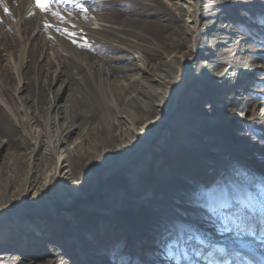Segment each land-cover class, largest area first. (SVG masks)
<instances>
[{"label":"rangeland","instance_id":"rangeland-1","mask_svg":"<svg viewBox=\"0 0 264 264\" xmlns=\"http://www.w3.org/2000/svg\"><path fill=\"white\" fill-rule=\"evenodd\" d=\"M75 3H80L87 11H79L73 0L52 5L51 10L63 16L64 22H61L48 13H41L33 0H0V114L10 115V117L0 115V180L8 184L17 179L19 183L8 190L6 184L1 186L5 197L3 206L8 204L9 198L22 201V188L31 175L32 181L37 176L38 179L42 178L48 187L51 188L53 185L52 168L43 167L41 150L39 153L31 145L39 134L42 139H46L48 101L54 98L68 104L72 94L78 90V81L90 74L89 71L94 72L97 69L107 72L109 74L107 78L110 80L123 79L125 75H130L149 83L152 81L151 75L156 72H166L168 75L176 73L178 76L181 74L179 70L184 66L190 67L187 64L176 63L173 68H167L158 61L157 68L142 73L145 69L143 54L132 48L133 42H142L129 36L128 27L121 26L123 24L121 21L136 19L138 13L144 12V7L147 6L149 13L157 8L156 16L148 19L151 21H162L167 18L171 10H174L173 3L183 4L191 9V5L184 0H143V7L132 0H75ZM5 8L8 10L7 13L4 11ZM129 9L137 10L131 12ZM214 11L217 10L207 9L205 14ZM220 11L208 20L200 18L198 27H205V23L208 29L202 36L206 41L202 43L205 46V58L194 61L197 64L199 62L207 64L206 68L210 67L208 62H216L219 71L198 73L197 66L193 68L194 73L201 74V77L199 79L195 77L193 79L195 82L188 81L194 82L192 88L174 98V107L179 106L182 110L176 112L173 122L181 121L188 127L186 129L170 127L164 130L161 137L168 138L164 141L166 147H158L159 160L155 159L154 165L146 173V179H156L154 176L162 172L160 166L163 159L173 158L168 152L178 148L181 150L182 146H186L191 160H185L186 152L178 151L177 158L174 156L178 161L176 168L169 173H163L162 178L155 180L153 184L155 187L148 194L151 198L167 200V195L165 196L162 189L164 179L166 178L167 182L179 179L184 180L185 185L178 183L177 186L169 185L172 190L177 189L185 198L190 195V197L197 195L199 198L195 199V205L183 216L177 214L172 204H159L165 207L162 208V213L170 211L172 218L166 219L164 214L163 218L166 219L164 220L162 216L156 215L157 222L149 218L150 212L147 217H137L138 214L133 208L131 214L125 215L111 211L110 219L103 221L94 220L92 214L90 216L93 220L90 221L92 233H104V236L110 237L114 233L118 234L108 246L110 249L119 242H123L124 246L126 242L127 245V240H132L130 237L132 235L137 238V241L133 239L137 244L132 252L124 257L116 256L111 262L106 257L104 261L97 262L98 264H159L164 258L167 260L164 264H185L183 259L179 262L167 259L164 253L167 243L175 238L181 228L220 247H227V251L215 253V258L224 261L225 264H264L262 224L264 215L260 210V200L264 196V0H239L237 7ZM46 24L51 27H45ZM193 34V29H186L184 34L186 42L191 41ZM212 34L217 35L214 37ZM118 46L123 48V51H118ZM124 49H128L130 53ZM182 50L186 51L185 48ZM180 55L179 53L178 56ZM119 56L133 58L134 61L132 65L126 66L127 60L118 63ZM123 66L127 70L118 72V67ZM228 70L235 74L245 73V77L242 76L239 81L233 79L225 83L215 78L219 72L223 71L224 75ZM151 83L158 90L166 88L165 86H173L159 84L156 81ZM180 87H186L183 81ZM59 88H62L63 95L57 94ZM213 119L215 121L211 123ZM257 119L260 122H257ZM248 120L260 124L256 132L255 128L249 126ZM247 136L250 137L249 140L256 142L249 153L243 151L247 147L243 144V138L246 139ZM71 138L74 139L75 135L68 137L67 144ZM210 141L214 143L210 145ZM158 142L153 141L151 146L154 147ZM191 142L194 146H187ZM195 159L200 165L198 169L192 165ZM113 187L114 190H118L124 188L125 184L120 183ZM116 194L118 195V192ZM31 197L32 194L27 198V202ZM147 197L145 194L141 195L140 200ZM213 197L217 199L211 203L214 211L209 210L206 203ZM236 197L242 198L250 205L249 215L254 217L251 221L254 235L250 237L249 250L243 255H237V251L229 247L233 234L220 231V209L225 202ZM114 198L110 200H115ZM69 199L71 201H68ZM121 199L133 201L135 197H131L129 193ZM66 200L69 207L74 208L67 209L72 216L81 213L80 209L77 210L80 206L76 207L78 203L75 197H68ZM181 205L188 206L187 203ZM109 210H112L111 207ZM34 220L30 222L36 227L43 228V225H46V228L38 231L24 229L27 234L34 232L36 243L30 244L33 242L30 235L29 246H23L24 249L9 244V249L4 252L10 257L3 264H12L17 260L15 258L20 257L29 263H39L43 257H47L45 250H48V245H39L41 243L39 238L50 239L53 234H57L59 229H63L62 221L65 219L57 216L49 221ZM175 220L180 224L177 225ZM77 221L73 219L72 224L78 223ZM163 225L168 228L155 229ZM78 226L85 229L84 226ZM21 231L23 230L18 231L16 240H20ZM70 237L76 238V241L72 240V244L69 242L68 246L57 244L58 250L69 252L59 264L75 261V247L78 248L77 245L81 242H78L79 239L73 234H70ZM31 247L32 252L35 249L34 255L23 256L26 249ZM142 249H147L148 253L140 256ZM124 260L126 263H123ZM192 260L191 264H213L202 257H193ZM76 264L86 263L77 260Z\"/></svg>","mask_w":264,"mask_h":264},{"label":"bare ground","instance_id":"bare-ground-1","mask_svg":"<svg viewBox=\"0 0 264 264\" xmlns=\"http://www.w3.org/2000/svg\"><path fill=\"white\" fill-rule=\"evenodd\" d=\"M132 1L143 7V0ZM184 1L191 5V9H188L183 4L173 3L174 10H171V14L167 18L162 21H151L148 19L156 16L157 8L149 13L147 6L144 7V12L138 13L136 19L131 20L132 22L129 20L121 21L123 23L121 26L128 27L127 33L129 36L131 35L135 40L142 42H133L132 44V48L138 49L140 54H143V59H145L143 63L145 69L142 73H148L149 70L157 68L159 64H165L167 68H173L176 63L187 64L190 67L193 64L192 68L184 66L183 69L179 70L181 74L178 76L176 73L168 75L166 72H156L151 75L152 81L149 83H145L130 75H125L123 79L110 80L107 78L109 75L107 72L104 73L101 69H97L94 72L89 71L90 74L78 81V90L72 94L68 104L54 98L48 101V115L45 120L47 128V137L45 136V138L47 140L42 139L39 134L31 145L34 146L35 151L40 153L41 150V159L44 161L43 167L52 168L51 183L53 185L51 188L48 187L49 185L43 183V179H38L37 176L32 181L33 175H31L27 178L24 187L23 185L20 186V188L23 187L22 201L9 198L8 204L3 206L5 197L1 186H4L6 182L0 180V264H3L10 257L9 254L7 255L4 252L9 249V244L16 245L20 249L23 246L27 247L29 246L28 241L31 240L30 235L33 238V242H30V244L36 243L34 232L33 234H27L24 229L38 231L46 228V225L44 224L43 228L41 226L36 227L33 222H30L34 219L49 221L51 218L58 216V218L65 220L62 221L63 229H59V232L53 234L50 239L39 238L41 242L39 245H48V250H45L47 257H43L40 260L41 262L29 263L23 257H20L15 258L18 261L16 260L12 264H59L61 261L63 262L64 259L62 258H65L69 252L68 250H58L57 244L68 246L69 242L72 244V240L76 241V238H71L70 234L77 237L79 239L78 242H81V244L77 245L78 248L75 247V261L65 263L76 264L77 260H82L86 264H98L97 262L104 261L106 257H108L107 260L110 262L116 256L124 257L132 252L137 243L133 240L135 238L132 235L130 236L132 240H127V245L126 242L125 246L123 242H119L117 246L113 245L112 249H110L108 246L113 243L118 234L114 233L110 237L109 235L104 236V233H92L93 230L90 229L92 227L90 221H93L90 218L92 214L94 220L103 221L107 218L110 219L112 216L111 211L125 215L131 214L133 208L138 214L137 217H147L148 212H150L149 218L151 220L155 219L157 222L156 215L162 216V218L166 215V219L172 218L170 211L162 213V208L165 209V207L159 204H172L176 208L177 214L181 216L186 215L190 208L195 205V199L199 198L197 195H192V197L190 195L185 198L184 194L177 189L172 190L173 188L169 186L185 185L184 180L174 179L175 181L167 182L166 178H163L165 180L163 183L165 184L162 189L165 192V196L167 195V200L164 198H151L149 197L150 194H148L155 187H153L155 180L162 178L163 173H169L176 168L178 151L186 152L185 160H191L192 157L188 154L189 149L186 146H182L181 150L178 148L168 152L173 158L163 159L164 161L160 166L162 172L154 176L156 179H146V173L154 165L155 159L159 160L158 152L160 149L158 150V147H166L164 141L168 140V138L161 137L164 130L170 127L183 129L188 127L181 121L173 122L176 112L182 110L179 106L177 108L174 107L175 96L188 92L195 82L193 79L201 77V74L198 73L202 71L216 73L219 71V66L216 62H208L210 63L208 68H206L207 64L205 65V63L199 62L197 64L194 62L196 59L205 58V46L202 44L205 40L202 36L208 29L205 23V27H198L197 24L200 18L201 20H208V18L215 17L219 10L223 12L237 7L239 0ZM207 9L217 11L205 14ZM136 10L129 9L128 11L134 12ZM180 22L181 24H178ZM187 28L193 29L194 34L191 41L188 40L186 42L184 34ZM216 35L212 34L214 37ZM183 48L186 51H183ZM122 49L118 46V51L121 52L123 51ZM124 51L130 53L128 49H124ZM179 53L181 54L180 56H178ZM124 60H127L125 62L126 66L132 65L134 61L133 58L118 57V63ZM152 61L153 63L150 64ZM196 66L198 73H194L193 70ZM126 70L125 66L118 67V72ZM229 70L224 75L223 71H221L222 73L219 72V74L215 75V78L225 83L233 79L239 81L242 76L245 77V73L235 74L230 73ZM155 81L159 84L173 86H165L166 88L158 90L151 83ZM182 81L186 86L185 88L180 87ZM188 81L194 82L190 83ZM57 94H64L62 88H59ZM156 114L158 115L153 118L152 116ZM4 116L10 117L9 114H4ZM214 121L213 119L210 122L214 123ZM248 122L249 126L255 128L254 131L256 132L260 124L252 123L249 120ZM257 122H260L259 119H257ZM73 134L75 138H71L70 143L67 144L66 140ZM158 137H161V139H158ZM243 139V144L247 145L243 151L249 153L252 151V147L256 145V142L255 140H249V136L246 137L247 140L245 137ZM153 141L159 142L155 143L153 147L151 146ZM213 143V141L209 142L210 145ZM187 146L193 147L194 143L191 142ZM192 165L195 169L200 166L196 159L192 161ZM120 183H124L125 187L114 190L113 186H117ZM16 184L17 186L19 185L17 179H14L6 184L5 187L8 190V188H14ZM2 191L3 196H1ZM116 192H118V195ZM129 193H131V197H135V200L124 201V199H121V197L127 196ZM30 194H32L31 200L27 202ZM144 194L148 196L147 199L140 200V196ZM115 196H118V198H114ZM68 197L76 198L78 203L76 207L80 206L77 208V210H81L80 214L72 216V213L67 210L74 209L69 207V203L66 200ZM113 198L115 200H110ZM215 200L217 199L213 197L206 203L208 205ZM68 201L71 200L69 199ZM152 202L154 205H152ZM186 203L187 207L181 205ZM109 207L112 210H109ZM71 216L72 218H70ZM73 219H77L78 223L72 224ZM175 223L177 225L180 224L178 220H175ZM78 225L84 226L85 229H81ZM161 228L166 230L168 226H157L155 229ZM20 230H23L19 235L20 240H16ZM26 238H28L27 241ZM31 249L32 247L28 248V250L26 249L23 256H33L35 249H33L34 253ZM82 249H86V251H82ZM147 253V249H142L139 255ZM97 254L102 255L98 256ZM166 261L165 258L161 259L159 264H164ZM123 263H126L125 260Z\"/></svg>","mask_w":264,"mask_h":264},{"label":"snow or ice","instance_id":"snow-or-ice-1","mask_svg":"<svg viewBox=\"0 0 264 264\" xmlns=\"http://www.w3.org/2000/svg\"><path fill=\"white\" fill-rule=\"evenodd\" d=\"M33 2L41 13H48L57 20L64 22L63 16L51 9L53 4L66 3L68 0H33ZM73 2L79 11H87L81 7L80 3H75V0ZM4 11L7 13L8 10L5 8ZM45 27H51V25L46 24ZM207 207L209 210H215L211 204H208ZM249 209L250 205L240 197L228 200L220 209V231L233 234L229 247L234 248L237 255H243L249 250V240L254 235V227L251 223L254 217L249 215ZM260 210L264 215V196L260 200ZM262 224H264V220H262ZM227 250V247H220L191 231L181 228L175 238L167 243L164 253L167 259L177 262L183 259L185 264H191L193 257H202L212 261L213 264H225L224 261L215 258V253H223Z\"/></svg>","mask_w":264,"mask_h":264}]
</instances>
